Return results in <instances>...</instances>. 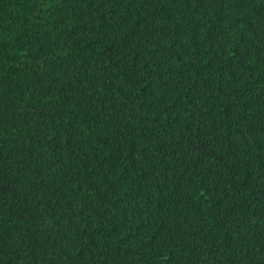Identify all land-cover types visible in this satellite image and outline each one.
<instances>
[{
	"label": "trees",
	"instance_id": "16d2710c",
	"mask_svg": "<svg viewBox=\"0 0 264 264\" xmlns=\"http://www.w3.org/2000/svg\"><path fill=\"white\" fill-rule=\"evenodd\" d=\"M0 264H264V0H0Z\"/></svg>",
	"mask_w": 264,
	"mask_h": 264
}]
</instances>
